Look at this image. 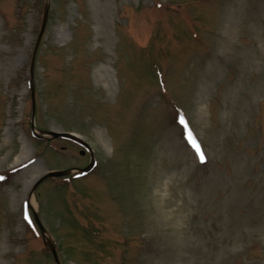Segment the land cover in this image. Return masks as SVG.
<instances>
[{
	"label": "rangeland",
	"instance_id": "obj_1",
	"mask_svg": "<svg viewBox=\"0 0 264 264\" xmlns=\"http://www.w3.org/2000/svg\"><path fill=\"white\" fill-rule=\"evenodd\" d=\"M50 242L264 264V0H0V264H56Z\"/></svg>",
	"mask_w": 264,
	"mask_h": 264
},
{
	"label": "water",
	"instance_id": "obj_2",
	"mask_svg": "<svg viewBox=\"0 0 264 264\" xmlns=\"http://www.w3.org/2000/svg\"><path fill=\"white\" fill-rule=\"evenodd\" d=\"M48 16H49V10L48 8L46 9L45 11V14H44V18H43V23H42V27H41V31H40V34H39V37L37 39V43H36V47H35V51H34V55H33V58H32V71H33V68H34V65H35V60H36V54H37V51H38V47L40 45V42L43 38V35L45 33V29H46V26H47V22H48ZM31 93H32V112H33V115L35 114V106H36V102H35V90H34V87L32 85L31 87ZM35 136L38 138V139H43V137L39 136V135H36ZM48 136L52 139H68V140H72V141H75V142H78L80 143L81 145L85 146L89 151H90V148L89 146L84 143L83 141H81V139L77 136H75L74 134H71V133H55V132H50L48 133ZM85 153L83 152L82 155H84ZM95 167V164L94 163H91L89 165L88 168L86 169H83L81 170V174L83 175H86L88 173H90ZM67 175V173L65 172H51L49 173L46 177H44L43 179H41L35 186V189L38 188V186L40 184H42L44 181L48 180V179H51V178H63ZM34 219H35V222L37 224V226L39 227L41 233L45 234V229L44 227L42 226L39 218L37 215L34 216ZM49 249L54 257V260L56 262V264H60L59 263V259H58V256H57V251H56V247L53 245V243H49Z\"/></svg>",
	"mask_w": 264,
	"mask_h": 264
},
{
	"label": "snow or ice",
	"instance_id": "obj_3",
	"mask_svg": "<svg viewBox=\"0 0 264 264\" xmlns=\"http://www.w3.org/2000/svg\"><path fill=\"white\" fill-rule=\"evenodd\" d=\"M181 122L182 123H185V126H187L185 121H181ZM198 151H199V149H198ZM200 155H201V158L203 159V153H202V151H200Z\"/></svg>",
	"mask_w": 264,
	"mask_h": 264
},
{
	"label": "trees",
	"instance_id": "obj_4",
	"mask_svg": "<svg viewBox=\"0 0 264 264\" xmlns=\"http://www.w3.org/2000/svg\"><path fill=\"white\" fill-rule=\"evenodd\" d=\"M37 139H38V138H37ZM39 140H40V139H39ZM60 179H61V180H63V179L65 180V178H60ZM68 180H69V179H68Z\"/></svg>",
	"mask_w": 264,
	"mask_h": 264
},
{
	"label": "bare ground",
	"instance_id": "obj_5",
	"mask_svg": "<svg viewBox=\"0 0 264 264\" xmlns=\"http://www.w3.org/2000/svg\"><path fill=\"white\" fill-rule=\"evenodd\" d=\"M37 166V165H36Z\"/></svg>",
	"mask_w": 264,
	"mask_h": 264
}]
</instances>
